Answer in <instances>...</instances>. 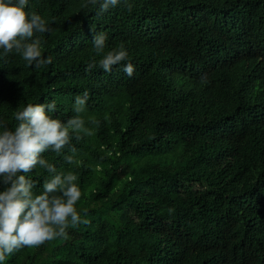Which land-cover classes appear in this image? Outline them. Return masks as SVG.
I'll list each match as a JSON object with an SVG mask.
<instances>
[{"label": "trees", "instance_id": "obj_1", "mask_svg": "<svg viewBox=\"0 0 264 264\" xmlns=\"http://www.w3.org/2000/svg\"><path fill=\"white\" fill-rule=\"evenodd\" d=\"M130 2L131 13H101L90 0H29L50 21L40 36L52 63L0 57L9 129L29 103L55 100L49 115L67 121L87 91L79 115L91 132L72 136L74 152L44 153L77 176L90 223L0 264H264V0ZM120 46L131 77L123 64L86 70ZM27 175L35 194L51 179Z\"/></svg>", "mask_w": 264, "mask_h": 264}, {"label": "clouds", "instance_id": "obj_2", "mask_svg": "<svg viewBox=\"0 0 264 264\" xmlns=\"http://www.w3.org/2000/svg\"><path fill=\"white\" fill-rule=\"evenodd\" d=\"M98 5L101 13L122 5L131 13L134 5L130 0H90ZM30 8L29 0H0V57L19 54L29 65L40 68L51 64L52 58L42 53L40 34L50 31V21ZM54 22V21H53ZM107 35L94 34L93 45L97 56L105 52ZM230 58H227V61ZM129 54L120 46L108 51L99 60L87 64V71L96 67L111 72L113 66L123 64V71L131 77L134 66ZM203 79V78H202ZM88 93L75 98L74 112L67 121L49 115L57 109L55 100L46 104L29 103L23 110L14 113L18 125L14 130L0 120V262L22 248H36L57 238L67 239L68 229L90 221L83 219L77 210L82 197L77 176L72 172L57 173L55 165L48 162L44 153L49 150L63 152L69 148L72 136L80 138ZM71 155L65 156L72 163ZM37 168L46 170L51 179H45L43 190L35 194V182L28 173Z\"/></svg>", "mask_w": 264, "mask_h": 264}]
</instances>
